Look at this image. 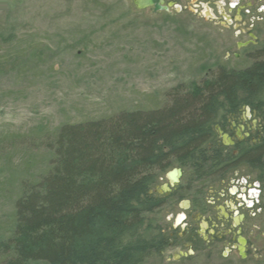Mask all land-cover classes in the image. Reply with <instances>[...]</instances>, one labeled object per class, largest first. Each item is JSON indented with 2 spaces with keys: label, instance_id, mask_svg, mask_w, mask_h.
<instances>
[{
  "label": "rangeland",
  "instance_id": "obj_1",
  "mask_svg": "<svg viewBox=\"0 0 264 264\" xmlns=\"http://www.w3.org/2000/svg\"><path fill=\"white\" fill-rule=\"evenodd\" d=\"M195 10L189 4L171 16L153 17L128 0H0V264L7 258L1 246L15 229V205L52 170L61 128L121 112L162 110L218 68L246 69L258 60L264 41L237 47L243 37L236 36V28L225 29L206 8ZM257 115L264 122V114ZM244 116L241 107L235 118ZM246 122L251 126L252 119ZM217 128L235 132L230 125ZM216 140L223 144L221 135ZM178 167L184 168L180 185L190 184L192 166L173 162L152 188L166 202L145 214L151 235L159 231L168 245L142 264H264L258 262L261 251L242 259L234 241L237 229L226 237L230 223L221 226L215 218V226L197 230L204 240L212 233L214 244L184 246L182 208L193 191H182L179 199L174 191L170 198L159 193L168 183L167 172ZM218 179L211 176L206 187L217 190ZM210 209L212 217H221L219 208ZM255 223L249 219L241 226L250 238L253 232L246 227ZM180 252L188 255L176 258Z\"/></svg>",
  "mask_w": 264,
  "mask_h": 264
},
{
  "label": "trees",
  "instance_id": "obj_2",
  "mask_svg": "<svg viewBox=\"0 0 264 264\" xmlns=\"http://www.w3.org/2000/svg\"><path fill=\"white\" fill-rule=\"evenodd\" d=\"M260 53L246 69L218 68L162 110L61 128L52 170L15 205V229L1 246L5 264H142L160 256L168 239L151 235L145 214L166 201L150 192L173 162L205 160L199 168L207 174L226 165L215 126L229 125L243 106L264 114ZM260 141L243 144L237 158L259 162L264 136Z\"/></svg>",
  "mask_w": 264,
  "mask_h": 264
},
{
  "label": "flooded vegetation",
  "instance_id": "obj_3",
  "mask_svg": "<svg viewBox=\"0 0 264 264\" xmlns=\"http://www.w3.org/2000/svg\"><path fill=\"white\" fill-rule=\"evenodd\" d=\"M128 1L136 10L153 17L161 13L171 16L174 13L188 9L189 4L196 8V12L206 8L211 11L212 17L215 14L218 15L223 21L225 29L236 28L237 37L247 38H242L241 41H238L237 47L247 49L249 46H259L264 41L262 38L264 33V17L260 16L264 14V0H155L154 4H150L149 0ZM156 4L163 8L167 7L168 10H156ZM263 49L264 47L258 50V53L261 54L260 52ZM243 108L245 109V116L243 118L231 117L229 119L230 130L232 129L235 132H232L231 135L227 134L228 139H224L223 135L225 133L220 128H217V132L219 136L221 135L223 142L222 146H224L220 154L225 155L222 161L226 165L222 166V168L213 169L212 171L215 173L207 174L208 169L206 167L199 168L203 163L206 164V161L199 160L194 164L195 167H192L193 172L190 174V184L185 187L180 185V180L184 175V168H174L181 171V174L178 176V182L172 183L167 174L168 183L166 186L168 190L163 185L162 190L159 192L167 196L174 191L175 195L178 194L177 197H181L182 191L186 190L187 194L190 190L193 191L189 195L187 204L183 202L182 209L186 211L184 213L186 228L180 237V240L185 241L184 246H188L191 250L196 249L203 241L205 242V246L214 244L215 237L212 233H210L209 238L204 240V233L202 234L197 230L208 229L210 225L215 226L217 223L213 224L215 221L213 218H215L221 222V226H224V223H230L229 229L225 233L226 237L232 233V229H237L238 236L234 241L237 242L236 250L242 259L247 258L249 252L252 251H261V254L264 256V156L260 158L259 162L255 163H242L237 158L241 154L243 144L254 146V144L261 143V132L264 129V122L257 115L256 110H251V108L245 106ZM249 119H252L251 126L246 122ZM210 154L212 155L213 153ZM210 154L207 156L210 157ZM211 161L212 159L208 161V164ZM211 176H219L218 181L215 182L217 190L213 188L212 190L208 189L205 185ZM212 206L219 208L222 214L221 217H212L210 215V208ZM241 210L245 212H241ZM230 211L234 213L233 216L229 213ZM177 219L179 222L176 220V223L180 225L181 217ZM249 219L256 221L250 229L246 227L248 232L252 230L253 238L245 235V230L241 227ZM200 222H203L202 225H199ZM219 238L222 237L220 236ZM241 239L245 242L242 243ZM259 261L264 262V258L259 259Z\"/></svg>",
  "mask_w": 264,
  "mask_h": 264
},
{
  "label": "water",
  "instance_id": "obj_4",
  "mask_svg": "<svg viewBox=\"0 0 264 264\" xmlns=\"http://www.w3.org/2000/svg\"><path fill=\"white\" fill-rule=\"evenodd\" d=\"M149 3L150 4H154L155 3V0H149ZM160 9H165V10H168L167 7L163 8L161 6H159L158 4H156V10H160ZM249 111V109H247ZM224 139H228V135L227 134H224L223 135ZM168 177L171 179L172 183H177L178 182V176L181 174V171L180 169H174L172 171H169L168 173ZM166 190H168V187L165 185L164 187ZM188 201H184L185 204H187ZM242 240V243H244L245 241L243 239ZM180 255H176V258H180L182 255L184 256H187L188 254L185 253V252H181L179 253Z\"/></svg>",
  "mask_w": 264,
  "mask_h": 264
}]
</instances>
